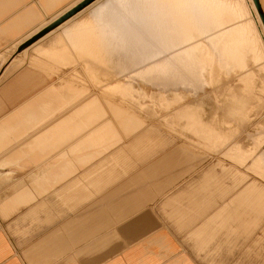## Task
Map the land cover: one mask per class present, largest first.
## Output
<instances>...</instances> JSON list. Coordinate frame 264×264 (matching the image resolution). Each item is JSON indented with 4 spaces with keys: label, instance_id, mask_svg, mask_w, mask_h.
<instances>
[{
    "label": "crops",
    "instance_id": "1",
    "mask_svg": "<svg viewBox=\"0 0 264 264\" xmlns=\"http://www.w3.org/2000/svg\"><path fill=\"white\" fill-rule=\"evenodd\" d=\"M23 1L0 0V264H79L84 253L94 251L103 252L104 264H253L252 253H247L252 236L241 258L235 250L207 258L186 241L187 232L174 229L177 204L171 197L179 190L171 181L163 186L156 173L141 166L140 132L124 137L107 109L110 99L104 85L94 88L85 69L76 71L79 65L86 67L84 60L53 49L56 35L32 44L21 60L10 59L14 50L45 29L25 39V32L44 14L37 8L38 22L20 25L36 10L35 3L27 7ZM72 67L69 78L53 83ZM109 121L118 127L108 135ZM204 173L196 170L184 182L197 181ZM143 208H150L151 220L127 229L113 242L108 225L128 221Z\"/></svg>",
    "mask_w": 264,
    "mask_h": 264
},
{
    "label": "bare ground",
    "instance_id": "2",
    "mask_svg": "<svg viewBox=\"0 0 264 264\" xmlns=\"http://www.w3.org/2000/svg\"><path fill=\"white\" fill-rule=\"evenodd\" d=\"M25 1L23 3H26L24 5L27 7L31 2L35 3L36 10L29 20H21L20 25L28 27L37 23V18L41 15L40 12V15L37 14V8L46 18L42 25H35L37 29L35 27L33 33L31 32L35 36L86 0ZM259 2L264 7V0ZM21 3L20 6L23 5ZM50 32L47 34L59 33L56 48H53L58 54L84 60L87 64L85 72L93 81H107L103 86L108 95L107 99H110L107 109L114 116L115 123L121 128L124 137L140 132L144 127L147 119L141 115V110L147 109V101L153 102L154 96H160L162 100L171 97L170 102L163 105L167 106L169 111L183 110L186 113L187 101L200 97L207 88L216 89L234 75L240 80L245 76L252 77L254 69L264 72V23L254 0H95ZM27 35L28 39L33 37L29 33ZM253 86L245 85L244 91L250 92L255 88ZM259 89L264 91V87ZM94 92L97 94V91ZM95 104L99 112L100 103ZM225 125L232 124L225 122ZM117 127L109 121L108 135L111 129ZM203 135H207V139L208 136L219 137L222 141L228 139L226 136L220 137L214 131H204ZM219 139L218 142H221ZM225 144L223 143L224 146ZM241 157H244V154L239 150L234 156V162ZM256 162L260 166L262 160ZM252 187L251 193L256 188L253 185ZM260 194L255 195L252 202L255 198L257 201L262 195Z\"/></svg>",
    "mask_w": 264,
    "mask_h": 264
},
{
    "label": "rangeland",
    "instance_id": "3",
    "mask_svg": "<svg viewBox=\"0 0 264 264\" xmlns=\"http://www.w3.org/2000/svg\"><path fill=\"white\" fill-rule=\"evenodd\" d=\"M260 13L264 14L263 6ZM45 19L39 21L36 26L42 25ZM36 26L29 28L27 34L33 35L31 32L37 29ZM54 35L59 37V33ZM39 36L14 50L10 59L15 62L21 59L25 51L43 37ZM25 39H28V35ZM75 68L76 71L84 70V67L80 66ZM3 69L0 68V78L3 76ZM73 69L72 67L70 71L66 68L65 73L53 78V83L59 84L63 79L69 78ZM103 81L101 83L100 80H92L94 88L107 84L105 79ZM89 84L91 83L87 82V85ZM245 85H254L255 88L250 92L244 91ZM261 87H264V72L254 69L252 77L245 76L240 80L234 75L218 88H207L200 97L188 100L186 113L183 110L169 111L163 104L169 103L171 97L162 100L160 96H154L153 102L148 100L146 104L149 103V108L141 110V115L147 119L136 136L143 140L139 152L142 157L141 166L146 165L145 169L156 173V178L162 180L163 186H168L171 181L173 188L179 190L171 197L177 204L173 219L177 221L178 226L173 224V227L179 234L187 232L186 241L195 252L200 251L208 256L207 258L213 257L214 253L234 250L241 258L240 253L243 255L245 241L252 236V246L248 247L247 253H252L253 264H260L261 253L264 251V91L261 92ZM170 119L174 121L169 123ZM225 122L232 125L227 126ZM204 131H214L220 137L226 136L228 139L222 141L219 137L210 136L207 139V135H203ZM218 139L221 142H218ZM223 143L228 144L224 146ZM144 144L149 145L143 146ZM239 150L246 157L237 158L238 161L236 159L234 162V156ZM259 159L262 160L260 166L256 162ZM144 160L148 162L145 164ZM196 170H204L203 177L185 183L184 178ZM196 175L197 172L194 173V176ZM191 180L193 179L188 181ZM252 185L257 189L251 193ZM261 191L262 195L259 193ZM257 194L261 196L257 203H253L251 196ZM202 218L207 219L205 225L194 227Z\"/></svg>",
    "mask_w": 264,
    "mask_h": 264
},
{
    "label": "snow or ice",
    "instance_id": "4",
    "mask_svg": "<svg viewBox=\"0 0 264 264\" xmlns=\"http://www.w3.org/2000/svg\"><path fill=\"white\" fill-rule=\"evenodd\" d=\"M151 220L150 208H143L139 214L128 221H113L108 225V233L113 242H119L125 231L131 227H139ZM104 254L102 251L86 252L80 259L79 264H104Z\"/></svg>",
    "mask_w": 264,
    "mask_h": 264
},
{
    "label": "water",
    "instance_id": "5",
    "mask_svg": "<svg viewBox=\"0 0 264 264\" xmlns=\"http://www.w3.org/2000/svg\"><path fill=\"white\" fill-rule=\"evenodd\" d=\"M94 1L95 0H86V1H84L82 4H80L75 9H73L71 12H69L68 14H66L65 16H63L62 18H60L56 23L52 24L49 28H47L46 30H44L43 32H41L39 34L40 35L39 37H42L45 34H47L48 32H50L51 30L55 29L60 24H62L63 22H65L66 20H68L69 18H71L72 16H74L75 14H77L78 12H80L81 10H83L84 8H86L88 5H90ZM254 2L256 4V7H257L258 11L260 12L262 6H261L259 0H254ZM260 16H261L262 21L264 23V14L260 13Z\"/></svg>",
    "mask_w": 264,
    "mask_h": 264
}]
</instances>
